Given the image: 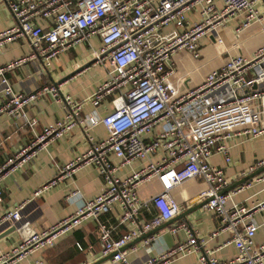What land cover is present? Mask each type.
<instances>
[{
  "label": "built area",
  "instance_id": "built-area-1",
  "mask_svg": "<svg viewBox=\"0 0 264 264\" xmlns=\"http://www.w3.org/2000/svg\"><path fill=\"white\" fill-rule=\"evenodd\" d=\"M2 1L16 24L0 33V51L14 40L27 39L32 53L0 64V114L23 116L34 130L38 119L29 118L25 110L38 99L51 96L70 111L64 120L44 126L32 143L0 167V182L78 124L86 130L102 124L109 135L100 141L90 138L88 150L60 166L57 177L33 198L88 166L100 172L104 191L91 200H83L79 191H72L67 199L80 201L73 214L31 234L9 252H0V264H14L53 248L62 236L91 219L98 223L103 254H115L111 264H131L123 248L178 216L181 207L171 192L193 179L207 184L200 199L208 200L206 209L219 217L220 231L231 235L238 255L219 261L189 233L185 242L143 264H167L171 258L192 252H201L198 264H264V244L255 242L258 226L253 217L264 203L253 208L236 204L231 193H224L229 181L223 168L212 162L216 156H221L224 164L231 162L228 141L234 136L264 137V24L256 0ZM93 37L101 42L95 61L106 64L108 74L90 101L97 105L117 94L114 110L105 117L81 120V105L62 96L59 87L19 93L6 77L30 60L40 59L47 68L72 46ZM249 39L258 41L246 54ZM203 41L208 42L205 47L215 49L211 59L203 57ZM158 153L162 154L158 162H150L129 176H118L121 167ZM111 156L119 163L114 164ZM263 166L264 160L256 168ZM152 178L158 179L162 191L149 201L141 200L139 188ZM27 204L5 213L0 226L18 223ZM150 204L157 214L119 238L114 237V228L102 221L103 215L117 207L123 211L119 224L137 225L141 210ZM181 228L185 226L172 232Z\"/></svg>",
  "mask_w": 264,
  "mask_h": 264
},
{
  "label": "crops",
  "instance_id": "crops-1",
  "mask_svg": "<svg viewBox=\"0 0 264 264\" xmlns=\"http://www.w3.org/2000/svg\"><path fill=\"white\" fill-rule=\"evenodd\" d=\"M256 3L264 24V0H256ZM191 18L194 19L196 16L191 14ZM41 23L46 27L49 25L47 21ZM15 24L11 11L0 0V33L14 27ZM235 24L237 23H233V26ZM257 41V39L248 40L244 47L246 54L252 51ZM207 44V41H203L201 50L205 59H211L215 56V49L211 46L205 47ZM100 47L99 38L93 37L87 42L72 46L47 68L40 59L30 60L25 65L8 72L6 77L14 90L19 93H33L41 87L50 85L59 87L62 96L71 97L81 105L79 115L81 120L92 116L105 117L114 110L113 100L117 94L109 95L97 105L90 101V96L105 82L108 74L106 64L97 63L94 58ZM31 53L32 46L29 40H14L0 51V64L6 65L16 59L28 57ZM69 111L70 108L65 103L58 102L51 96L38 99L25 110L29 118L38 119V126L34 130L29 128L23 116L0 114V167L23 147L32 143L35 134H40L44 126L64 120ZM108 135L107 129L102 124L89 130L78 124L39 151L22 168L1 180L3 201L0 202V218L5 213L15 210L18 205L28 202L23 210L22 219L18 222L20 229L0 239L1 253L9 252L31 234L44 231L73 214L80 201L71 202L67 199L72 191H79L83 200L94 199L104 191L105 181L100 172L96 167L88 166L48 189L41 196L33 198L37 190L57 177L60 166L73 161L88 150L90 138L100 141ZM228 144L230 163L224 164L221 156L212 159L215 165L223 168L228 178L229 185L225 192H229L240 180L264 167L256 168L257 164L264 160V137L252 139L246 136H234ZM160 158L162 154L158 153L148 160H138L131 165L123 166L118 171V176L122 178L129 176L150 162H158ZM111 161L114 164L119 163L113 156ZM253 168L255 169L251 171ZM206 188L207 184L203 180L193 179L171 192L179 203L181 212L146 235H140L123 248L131 264H143L170 251L178 243L185 242L189 233L197 237L204 251L212 252L219 261H229L238 255L237 248L231 242V235L220 231L219 217L207 210L204 201L200 199V194ZM161 191L158 179L152 178L139 188L138 194L141 200L149 201ZM229 193L233 195L236 204L248 208L264 203V173L236 192ZM122 213V209L116 207L102 216L104 224L114 228L115 238L121 237L129 230H137L140 225L156 215L157 210L151 204L143 208L137 225L119 224ZM253 217L258 226L255 242L264 244V207L255 210ZM181 226H185V229L172 232L174 228ZM215 233L216 236L213 235ZM200 254L201 252H192L171 258L167 264H198ZM106 257L103 254L98 223L91 219L78 229L62 236L55 247L32 253L26 259L14 264H96ZM102 264H111V259Z\"/></svg>",
  "mask_w": 264,
  "mask_h": 264
},
{
  "label": "water",
  "instance_id": "water-1",
  "mask_svg": "<svg viewBox=\"0 0 264 264\" xmlns=\"http://www.w3.org/2000/svg\"><path fill=\"white\" fill-rule=\"evenodd\" d=\"M264 173V167L259 169L257 172H254L248 176H246L245 178H243L242 180H240L237 184H235L233 186V188H231L229 190L230 191H234L238 188H241L242 186L246 185L247 183L251 182L254 178L262 175ZM229 192H225L224 193H229ZM208 202V200H204L203 204L205 205L206 203ZM10 223H6V224H2L0 226V239L2 238H5L15 232H17L19 229H20V224L19 223H16L14 225H9ZM146 235V234H145ZM144 237V236H143ZM115 254H110L108 255L105 259H103L101 262H98L96 264H102V262H105L107 260H110L112 259V257L114 256Z\"/></svg>",
  "mask_w": 264,
  "mask_h": 264
}]
</instances>
